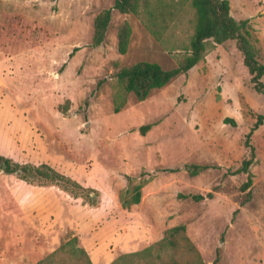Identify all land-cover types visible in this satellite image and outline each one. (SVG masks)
<instances>
[{
  "label": "rangeland",
  "instance_id": "obj_1",
  "mask_svg": "<svg viewBox=\"0 0 264 264\" xmlns=\"http://www.w3.org/2000/svg\"><path fill=\"white\" fill-rule=\"evenodd\" d=\"M113 3L0 0V154L46 163L84 187L73 193L0 169V264H35L73 236L93 264H110L180 224L189 241L156 245L154 254L185 261L197 251L205 264H264V121L250 136L248 189V173L238 170L250 156L246 134L264 114V94L242 53L233 40L216 44L186 74L144 100L129 93L114 112L117 72L140 60L175 67L193 10L182 4L158 40L137 16L112 9L104 41L93 46V19ZM229 3L235 18L250 19L249 38L264 64V0ZM125 21L131 34L122 54L117 31ZM192 165L207 167L191 174ZM141 172L150 181L139 204L123 208L119 190ZM85 191L96 192L94 204Z\"/></svg>",
  "mask_w": 264,
  "mask_h": 264
},
{
  "label": "trees",
  "instance_id": "obj_2",
  "mask_svg": "<svg viewBox=\"0 0 264 264\" xmlns=\"http://www.w3.org/2000/svg\"><path fill=\"white\" fill-rule=\"evenodd\" d=\"M185 3L193 10V31L188 37V41L182 45L184 52L177 58L176 66L165 69L157 62L140 60L122 67L117 72L116 80L112 85L114 112H119L124 107L129 93H132L140 101L144 100L153 89L165 86L177 75L186 74L188 70L204 59L208 51L216 44H222L228 40H233L237 49L242 53L243 63L251 75L254 88L264 94V84L260 80L264 75V64L257 60L255 46L249 38L248 23L250 19L248 17L235 18L230 12L229 0H114L112 7L104 8L95 15L91 44L98 46L104 41L111 20L112 9H116L121 13L134 14L159 40L162 34L173 25L180 6ZM130 34V24L125 21L119 26L117 31L118 52L126 53ZM70 55H72V52ZM66 102L69 101L67 100ZM66 110L67 108L62 109L63 112H66ZM263 121L264 114H258L253 128L246 134L245 145L250 150V156L243 159L242 165L238 169L248 173V179L243 184L244 189H248L251 184L249 168L255 156L250 136L252 131L262 124ZM223 122L230 125L236 124L232 117H225ZM151 126V123L141 125L140 132L145 134ZM192 166L191 174H195L197 169L207 167L205 165ZM0 169L8 174L17 173L20 178L28 182H33L32 178H36L40 185L58 184L73 193L80 192L78 191L79 189L84 190L80 183L46 163L40 165L19 164L0 154ZM145 176L146 173L144 172H141L139 177L127 176L126 187L119 190L118 193V198L123 208H130L132 205L139 204L142 197V188L150 181V177ZM93 194L94 197L85 191L83 196L94 204L96 192L93 191ZM194 198L199 200L203 196L195 195ZM179 239L189 241L185 234V225L183 224L166 229L163 237L155 244L139 251L122 253L110 264H205L197 251H194V258L185 261L174 257L163 259L160 254L152 252L156 245L160 250L175 247ZM35 264L93 263L86 250L78 245L77 237L73 236Z\"/></svg>",
  "mask_w": 264,
  "mask_h": 264
},
{
  "label": "crops",
  "instance_id": "obj_3",
  "mask_svg": "<svg viewBox=\"0 0 264 264\" xmlns=\"http://www.w3.org/2000/svg\"><path fill=\"white\" fill-rule=\"evenodd\" d=\"M118 11V10H117ZM121 13V12H120Z\"/></svg>",
  "mask_w": 264,
  "mask_h": 264
}]
</instances>
